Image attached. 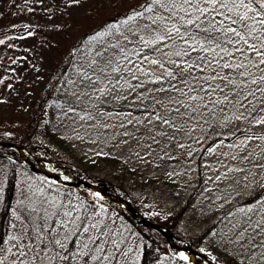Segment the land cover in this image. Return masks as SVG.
Listing matches in <instances>:
<instances>
[{
  "label": "snow or ice",
  "instance_id": "6c2138e0",
  "mask_svg": "<svg viewBox=\"0 0 264 264\" xmlns=\"http://www.w3.org/2000/svg\"><path fill=\"white\" fill-rule=\"evenodd\" d=\"M61 3L67 11L82 0ZM23 27L26 36L15 39L33 35ZM81 41L70 55L86 48L87 57L69 81L76 100L67 103L85 131L95 133L92 142L118 149L134 174L160 180L181 175L174 162L198 151L214 155L227 141L232 151L218 160L226 170L205 165L217 172L205 183L244 173L264 189V0H138ZM82 97L91 103L80 105ZM6 179L0 178V204ZM48 189L30 184L16 201L10 230L0 229V264H140L139 246L133 249L125 229L98 203L102 195L86 200ZM219 222L223 228L211 234L219 235L227 264H264V195ZM173 258L190 260L182 251Z\"/></svg>",
  "mask_w": 264,
  "mask_h": 264
},
{
  "label": "rangeland",
  "instance_id": "374dc122",
  "mask_svg": "<svg viewBox=\"0 0 264 264\" xmlns=\"http://www.w3.org/2000/svg\"><path fill=\"white\" fill-rule=\"evenodd\" d=\"M114 1L126 2L133 0H82L81 6L68 9L67 11L61 0H29L28 4H24L23 0H0V31H5L2 35L0 32V39L5 40V44L0 45V79H4V84H0V101H3L0 104L11 102L18 107L24 106V103L30 101L50 71L51 61L55 56L54 48L56 46L54 47L53 44L55 42L59 43L62 40L61 31L63 29L65 31L72 30L77 24H84L90 10H93L96 6ZM28 7H32L33 12L29 13L27 11ZM22 9L23 11H21ZM25 23L29 25L28 31H32L33 35L24 40L15 39V37L26 36V31L22 34V31L20 32L21 28L24 30L23 25ZM13 25H16V27H12ZM9 36L14 37V39L9 40ZM8 44H12L13 47H6ZM86 57L87 49L82 48L81 51L76 53L71 64L66 67V70L56 76L52 99L45 106V110L47 111L46 122L49 123L51 135H54L55 138L58 136L61 140H64L65 147L69 148V152L67 151L68 157H70V154L75 157H83L84 159L112 156L119 157L123 161L118 149L110 151L102 143L92 142L95 140V133L90 134L86 132V122L80 120L73 113L68 112L67 102L76 100V97L72 95L73 86L69 81L76 79L78 64L80 61L85 60ZM13 59L16 60L15 64L12 63ZM8 84H11L12 87H7ZM89 103L91 102L87 97H82L79 101L80 105ZM100 106L102 107L103 104L101 103ZM80 114L83 115V112ZM50 141L51 137H47L44 144L51 145ZM226 145L227 143H225V146L218 147L214 155L205 154L202 164L204 173L203 189L178 226L181 234L188 237L196 235L212 225L202 247L205 251L216 254H222L218 250L219 245L217 243L220 237L219 235L213 236L211 233L213 231L219 233L223 228V225L219 222V218L238 206L251 203L253 200L250 198L253 196H256L255 199H258L264 195V189H258L254 182H247L243 179L244 173H231L228 179H222L215 183L212 181L205 183L207 177L211 176L214 178L217 175V172L211 171L205 165L219 168L221 172L226 170L218 164L221 153L232 151ZM101 151L104 154H98ZM199 154L200 152L198 151L191 159L185 156L184 159L174 162L175 170L180 172L181 175L172 178L163 176L160 180H157L151 173H144L142 170L139 173L128 175L126 178L129 179L124 182L125 189L136 197L145 195V197H148V202L151 206L158 205L159 208L165 210L164 212H169V209L179 210L184 205L185 197L193 186L198 166L196 159ZM14 156L20 158V161L16 159L17 200L23 199L22 193L26 194V190L30 184L34 186L39 185L49 190V180L45 181V184L44 181L42 182L37 177L40 174L31 172L25 168L21 163L20 153ZM35 159V157L29 158L27 156L28 162L37 167ZM70 159L72 160V158ZM70 159L68 160L69 163L71 162ZM40 162L44 165L41 160ZM224 164L231 166L232 162L225 159ZM127 165L132 168V165ZM7 167L8 163L0 157V178L6 177ZM189 169H195V171H189ZM156 175H159V173ZM246 184L247 186H245ZM205 188L212 190L205 191ZM59 190L61 191V189ZM50 191L55 194L53 190L50 189ZM82 191V188H73L68 193L84 198L85 193ZM225 199L229 202L225 203ZM129 204L134 207L131 202ZM221 204L224 205L222 208L220 207ZM122 217H120V220H116L115 217L114 219L117 226L125 229V235L127 236V227L125 226L127 223H124L125 221ZM12 222H14L13 217ZM136 225L141 226L137 223ZM165 238L168 241L167 237ZM171 241L176 247L191 248L187 242L174 237V235H172ZM129 243L134 250L139 246L140 251V242L136 237L130 236ZM170 248L173 250L174 255L181 252L171 245ZM191 250L187 251L188 255H193L197 260L209 264L205 252L201 253L192 248ZM158 264H165V260L162 259ZM188 264H191V260H189Z\"/></svg>",
  "mask_w": 264,
  "mask_h": 264
},
{
  "label": "trees",
  "instance_id": "16d2710c",
  "mask_svg": "<svg viewBox=\"0 0 264 264\" xmlns=\"http://www.w3.org/2000/svg\"><path fill=\"white\" fill-rule=\"evenodd\" d=\"M137 2L138 0L126 2L114 1L96 6L86 16V22L84 24H77L72 30L65 31L63 29L61 31L62 40L59 43L55 42L53 44L56 47L54 48L55 56L52 58L50 71L43 79L34 97L24 103V106L17 107L11 102L0 104V142H12L23 145L26 155L29 158L35 157L36 159H40L49 171L82 178L99 186L107 193L131 202L145 219L167 228L174 237H178L180 240L183 239L192 249L199 251V249L203 248L204 240L211 230L212 225L200 233L188 237L181 234L178 226L203 189L204 173L202 164L205 155L201 157L199 154L196 159V164L198 165L197 172L193 186L185 197L184 205L179 210L169 209V212H164L165 210L159 208L158 205L151 206L148 202V197H145V195L136 197L133 193L125 189L124 182L129 179L126 177L134 173L131 171V167L124 164L119 157L105 156L84 159L83 157H75L72 154L68 157L67 151L69 152V148L67 146L65 147L64 140H61L58 136L55 138L54 135H51L49 123L46 122L47 111L45 110V106L52 99L55 78L62 74L66 70V67L71 64L72 59L76 55V53L70 55L74 46L81 44V38L86 34H90L105 23L123 16ZM24 31L25 29H20L21 34ZM0 32L1 35L5 33V31ZM47 137H51V145L44 144ZM226 143L228 142L226 141ZM15 154L18 155L19 152L11 148L0 147V157L8 163L6 172L7 179L4 183V202L0 204V229L5 232L9 231L12 221L11 210L16 206L17 200L16 159L20 161V158L14 156ZM69 159L71 160L70 163L68 162ZM37 177L42 182L44 181V183L48 181L42 175H37ZM49 182L51 190L54 192L57 189H61V192H69L73 188H80L78 186H62L50 180ZM82 192L85 193L83 199H92L91 193L93 191L83 189ZM255 198L256 196H253L250 199L254 200ZM98 203H103L107 206L110 214H114L116 220H120V217L123 216L124 223H127L125 225L127 227V236H134L140 242V264H158L162 259L165 260V264H185V262L173 258L175 256L173 250L170 248L166 238L159 231L136 225L113 202L103 199L102 201H98ZM205 254L210 264H213L212 257H217L219 264H227V261L223 258V254H216L209 251H205Z\"/></svg>",
  "mask_w": 264,
  "mask_h": 264
},
{
  "label": "water",
  "instance_id": "95a60500",
  "mask_svg": "<svg viewBox=\"0 0 264 264\" xmlns=\"http://www.w3.org/2000/svg\"><path fill=\"white\" fill-rule=\"evenodd\" d=\"M0 147H7V148H12L18 150L22 154V164L24 165L25 168H27L31 172L35 173H40L44 176H46L48 179L54 182H58L59 184L66 185V186H80L81 188L84 189H89L92 190L96 193H99L104 197V199L111 201L113 203H116L121 207L135 222L138 224L144 225L146 227H151L156 230H158L161 234H163L165 237H167L168 242L173 248L179 249L182 252H185L186 255H188L187 251H192L189 247L188 248H181V247H176V245L173 244L171 241L172 234L170 231L166 228H163L157 224H154L146 219H144L141 214H139L134 207H132L126 200L113 196L111 194H108L104 191H102L98 186L90 184L86 182L85 180L78 179V178H63L62 174H54L50 172L49 170L46 169L44 165L41 164L39 160H36V166L30 164L27 160V157L24 153L25 148L16 143H10V142H0ZM187 249V250H186ZM190 257L191 263L192 264H205L202 261L197 260L193 255H188ZM208 264V263H207Z\"/></svg>",
  "mask_w": 264,
  "mask_h": 264
},
{
  "label": "bare ground",
  "instance_id": "6f19581e",
  "mask_svg": "<svg viewBox=\"0 0 264 264\" xmlns=\"http://www.w3.org/2000/svg\"><path fill=\"white\" fill-rule=\"evenodd\" d=\"M171 233V232H170Z\"/></svg>",
  "mask_w": 264,
  "mask_h": 264
}]
</instances>
